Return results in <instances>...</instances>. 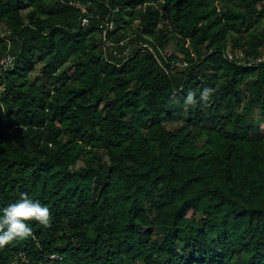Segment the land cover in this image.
Instances as JSON below:
<instances>
[{"label":"trees","instance_id":"16d2710c","mask_svg":"<svg viewBox=\"0 0 264 264\" xmlns=\"http://www.w3.org/2000/svg\"><path fill=\"white\" fill-rule=\"evenodd\" d=\"M263 54L264 0H0V264H264Z\"/></svg>","mask_w":264,"mask_h":264},{"label":"clouds","instance_id":"9594fccd","mask_svg":"<svg viewBox=\"0 0 264 264\" xmlns=\"http://www.w3.org/2000/svg\"><path fill=\"white\" fill-rule=\"evenodd\" d=\"M217 89L209 86L199 91V100L208 103ZM187 105L197 104V92L189 90L185 97ZM27 221H36L44 228L51 226L50 209L38 200L30 199L27 193H21L19 199L3 208L0 215V249L16 239L34 238V233Z\"/></svg>","mask_w":264,"mask_h":264},{"label":"built area","instance_id":"2783aa9c","mask_svg":"<svg viewBox=\"0 0 264 264\" xmlns=\"http://www.w3.org/2000/svg\"><path fill=\"white\" fill-rule=\"evenodd\" d=\"M229 56L232 57L231 54ZM257 61H264V54L262 56H260L259 58H257ZM1 62L4 65L11 64L13 62V57L8 56V57L4 58ZM21 255H23V258H25L24 253H22ZM51 257L54 258V257H56V255H52Z\"/></svg>","mask_w":264,"mask_h":264},{"label":"rangeland","instance_id":"374dc122","mask_svg":"<svg viewBox=\"0 0 264 264\" xmlns=\"http://www.w3.org/2000/svg\"><path fill=\"white\" fill-rule=\"evenodd\" d=\"M174 48V45L173 44H171L170 46H168V48H167V51H171L172 49ZM253 123V135H257V127H258V122H257V116H255L254 117V122H252Z\"/></svg>","mask_w":264,"mask_h":264}]
</instances>
